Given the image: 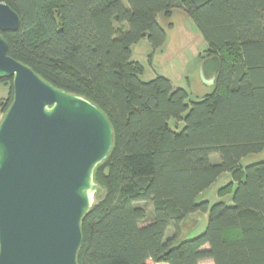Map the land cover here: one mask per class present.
I'll use <instances>...</instances> for the list:
<instances>
[{
  "label": "trees",
  "instance_id": "16d2710c",
  "mask_svg": "<svg viewBox=\"0 0 264 264\" xmlns=\"http://www.w3.org/2000/svg\"><path fill=\"white\" fill-rule=\"evenodd\" d=\"M2 1L21 17L18 30H0L8 54L92 100L115 131L95 170L101 189L83 219L78 264H264V160L241 165L264 151V0ZM176 8L192 17L207 57L221 59L213 92L197 101L165 76L143 80L132 59L145 37L165 44L158 17ZM0 81L10 86L5 113L13 77ZM225 173L238 184L219 195L232 193L233 203L198 202ZM198 212L208 213L205 230L183 236L181 224Z\"/></svg>",
  "mask_w": 264,
  "mask_h": 264
},
{
  "label": "water",
  "instance_id": "95a60500",
  "mask_svg": "<svg viewBox=\"0 0 264 264\" xmlns=\"http://www.w3.org/2000/svg\"><path fill=\"white\" fill-rule=\"evenodd\" d=\"M20 24L0 0V30ZM8 47L0 33V78L14 86L0 122V264H78L83 219L101 189L95 170L115 131L92 100L54 86ZM220 69L218 55L203 59L202 81L215 85Z\"/></svg>",
  "mask_w": 264,
  "mask_h": 264
},
{
  "label": "rangeland",
  "instance_id": "374dc122",
  "mask_svg": "<svg viewBox=\"0 0 264 264\" xmlns=\"http://www.w3.org/2000/svg\"><path fill=\"white\" fill-rule=\"evenodd\" d=\"M158 21L167 32V40L162 47H153L147 37L132 46V59L140 62L144 67L141 78L148 81L158 76H165L172 81L174 86L185 88L189 92L190 101L200 100L204 95L212 93L214 86H205L199 72L202 60L207 57L208 43L199 32L192 17L184 9L176 8L170 18L159 15ZM9 92L10 86L0 81V98L4 100ZM3 115L4 112L0 108V122ZM170 124L178 131L184 126V122H179L176 127L175 120H172ZM211 159L213 162H219L220 156L216 154ZM263 160L264 151L243 158L241 165L245 167ZM237 182L232 173H225L214 185L200 194L197 201L208 200L211 204L224 201L232 204L233 194L228 192L220 196L219 189L231 184L230 187L234 190ZM98 194L99 192L96 194L95 202L98 201ZM148 208L151 209L150 204ZM207 222L208 213L198 212L189 215L181 224L183 236L192 237L202 233ZM174 232V228H170L168 234L172 235Z\"/></svg>",
  "mask_w": 264,
  "mask_h": 264
},
{
  "label": "crops",
  "instance_id": "0c3cea01",
  "mask_svg": "<svg viewBox=\"0 0 264 264\" xmlns=\"http://www.w3.org/2000/svg\"><path fill=\"white\" fill-rule=\"evenodd\" d=\"M205 84V83H204ZM205 86L209 87V86H214V85H206ZM208 247V246H207ZM200 264H215L213 260H205L202 261Z\"/></svg>",
  "mask_w": 264,
  "mask_h": 264
}]
</instances>
